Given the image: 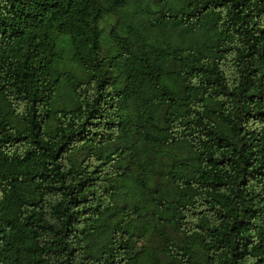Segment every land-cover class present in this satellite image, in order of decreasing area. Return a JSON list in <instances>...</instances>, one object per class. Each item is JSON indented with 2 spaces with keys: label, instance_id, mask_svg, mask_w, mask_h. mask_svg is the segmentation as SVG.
<instances>
[{
  "label": "trees",
  "instance_id": "trees-1",
  "mask_svg": "<svg viewBox=\"0 0 264 264\" xmlns=\"http://www.w3.org/2000/svg\"><path fill=\"white\" fill-rule=\"evenodd\" d=\"M0 264H264V0H0Z\"/></svg>",
  "mask_w": 264,
  "mask_h": 264
},
{
  "label": "rangeland",
  "instance_id": "rangeland-1",
  "mask_svg": "<svg viewBox=\"0 0 264 264\" xmlns=\"http://www.w3.org/2000/svg\"><path fill=\"white\" fill-rule=\"evenodd\" d=\"M108 21H112V20L108 19ZM108 21H106V22L103 23V26L106 27L107 29L110 26V22H108Z\"/></svg>",
  "mask_w": 264,
  "mask_h": 264
}]
</instances>
